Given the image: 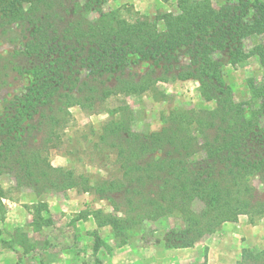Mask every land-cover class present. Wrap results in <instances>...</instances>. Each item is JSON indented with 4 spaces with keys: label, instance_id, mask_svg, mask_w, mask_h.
Masks as SVG:
<instances>
[{
    "label": "trees",
    "instance_id": "16d2710c",
    "mask_svg": "<svg viewBox=\"0 0 264 264\" xmlns=\"http://www.w3.org/2000/svg\"><path fill=\"white\" fill-rule=\"evenodd\" d=\"M91 5L70 6L69 0L6 5L3 17L10 31L15 24L21 43L9 53L44 59L47 67L32 69L22 96L1 102L9 115L0 120V168L17 185L70 184L73 174L48 159L56 112L75 104L88 108L119 93L139 96L158 82L194 80L205 100L216 99V108L173 113L169 125L152 134L133 132L130 113L129 122L118 115L101 142L116 152L120 176L91 186L83 181L84 190L94 188L122 211L126 218L112 217L115 225L179 217L183 225L166 237L182 248L241 215L264 216V130L258 122L264 82L250 86L252 98L262 102L249 111L218 74L225 57L234 65L256 55L264 69V48L246 54L241 48L245 39L264 33V3L239 0L215 7L211 0H179L176 14L153 20H129L120 10H97L98 18L88 20L83 13ZM253 178L263 190L254 187ZM196 200L202 204L198 212L192 210ZM241 259L264 264V250L243 251Z\"/></svg>",
    "mask_w": 264,
    "mask_h": 264
},
{
    "label": "rangeland",
    "instance_id": "374dc122",
    "mask_svg": "<svg viewBox=\"0 0 264 264\" xmlns=\"http://www.w3.org/2000/svg\"><path fill=\"white\" fill-rule=\"evenodd\" d=\"M87 1L92 2V9L83 13L88 20L98 18L97 10L103 13L120 10L129 20H153L160 14H176L179 0H69V3L84 7ZM211 1L218 7L227 1L237 4L239 0ZM8 2L0 0V120L9 115L6 106H1L3 99L22 96L32 69L47 67L41 64L44 59L9 53L17 51L21 43L15 24L10 31L7 18L3 17ZM257 47L264 48V33L241 44L245 54ZM228 62L226 57L219 62L223 86L249 111L258 110L261 98H252L250 89L264 82V69L258 57L251 55L234 65ZM16 71L23 77L17 76ZM201 91L194 80L158 82L139 96L119 93L88 108L75 104L56 112L59 120L48 159L53 167L70 171L73 180L56 188L46 184L17 185L8 170L0 168V264H243V251L255 254L263 251L264 216L241 215L236 222L222 223L193 246L182 248L166 237L169 230L183 225L179 217L145 219L140 223L122 221L115 225L110 222L112 217L126 218L122 211H116L109 197L98 194L94 188L84 190L83 181L91 186L101 179L120 176L116 152L101 142L110 121L121 115L129 122L130 113L133 132H159L169 125L173 113L214 110L216 99L205 100ZM120 108L127 109L120 111ZM258 122L264 130V115L258 117ZM252 184L263 190L256 178ZM201 207L196 200L192 210L198 212Z\"/></svg>",
    "mask_w": 264,
    "mask_h": 264
}]
</instances>
